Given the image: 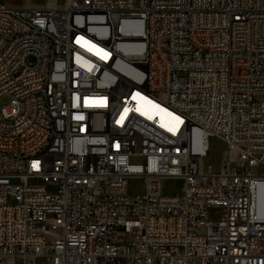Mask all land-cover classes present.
<instances>
[{
  "label": "built area",
  "instance_id": "built-area-1",
  "mask_svg": "<svg viewBox=\"0 0 264 264\" xmlns=\"http://www.w3.org/2000/svg\"><path fill=\"white\" fill-rule=\"evenodd\" d=\"M4 94L0 264H264V0L0 3Z\"/></svg>",
  "mask_w": 264,
  "mask_h": 264
},
{
  "label": "rangeland",
  "instance_id": "rangeland-1",
  "mask_svg": "<svg viewBox=\"0 0 264 264\" xmlns=\"http://www.w3.org/2000/svg\"><path fill=\"white\" fill-rule=\"evenodd\" d=\"M23 0H0V2H13L21 3ZM46 0H31L33 3H43ZM50 1V0H47ZM46 1V2H47ZM63 0H57L60 4ZM9 99L8 94L1 96L0 101L7 102ZM227 154V149L222 140L217 137H212L209 140V150L207 156L203 159L205 164H211L216 170H220L224 160V156ZM182 185V180L169 178L164 181L163 192L165 194L177 193ZM129 192L131 194H140L143 191V183L141 179H131L129 181Z\"/></svg>",
  "mask_w": 264,
  "mask_h": 264
},
{
  "label": "bare ground",
  "instance_id": "bare-ground-1",
  "mask_svg": "<svg viewBox=\"0 0 264 264\" xmlns=\"http://www.w3.org/2000/svg\"><path fill=\"white\" fill-rule=\"evenodd\" d=\"M62 5H63V2L61 4H58V3L57 4H44L42 6L43 7H47V6L61 7ZM142 109L146 113L147 112L150 114L156 113L159 117L161 124L165 128L171 131H174L176 129L177 124H175L173 121L174 115L171 112H169V110H167L165 107L156 104V102H154L150 98H147V97L143 98Z\"/></svg>",
  "mask_w": 264,
  "mask_h": 264
},
{
  "label": "crops",
  "instance_id": "crops-1",
  "mask_svg": "<svg viewBox=\"0 0 264 264\" xmlns=\"http://www.w3.org/2000/svg\"><path fill=\"white\" fill-rule=\"evenodd\" d=\"M46 1L43 3H33V2H31V0H23L21 3H19V2H17V3L16 2L15 3H13V2H0V3L5 4L7 6H10V7H15V8H20V7H25V6L34 7V8H41V7H43L42 5H44V4H57V0H50L47 2ZM62 2H64V0Z\"/></svg>",
  "mask_w": 264,
  "mask_h": 264
}]
</instances>
